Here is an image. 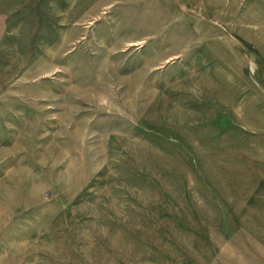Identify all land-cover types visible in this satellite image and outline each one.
Returning <instances> with one entry per match:
<instances>
[{
	"label": "rangeland",
	"instance_id": "374dc122",
	"mask_svg": "<svg viewBox=\"0 0 264 264\" xmlns=\"http://www.w3.org/2000/svg\"><path fill=\"white\" fill-rule=\"evenodd\" d=\"M0 264H264V0H0Z\"/></svg>",
	"mask_w": 264,
	"mask_h": 264
}]
</instances>
